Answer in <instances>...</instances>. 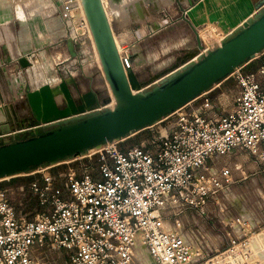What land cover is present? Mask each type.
Segmentation results:
<instances>
[{
    "label": "built area",
    "instance_id": "obj_1",
    "mask_svg": "<svg viewBox=\"0 0 264 264\" xmlns=\"http://www.w3.org/2000/svg\"><path fill=\"white\" fill-rule=\"evenodd\" d=\"M13 1L0 0V11ZM101 1L104 6L107 0ZM77 3L59 0L52 5L59 16L71 19ZM76 22L87 31L84 17L79 15ZM79 37L75 28L73 44ZM201 44L198 54L208 49L202 39ZM119 46L124 70H132L126 41ZM35 51L19 56L32 65ZM19 56L0 63L13 82L25 69ZM228 77L237 89L219 112L207 95L213 86L144 128L149 132L146 141L125 147L119 145L123 138L106 141L85 154L82 169L67 165L44 171L59 163L34 169L30 174L37 176L15 188L17 202L10 188L0 186V264H54L50 257L59 252L66 255V264H137L138 241L157 264H198L204 259L210 264H249L247 255L262 252L249 239L264 230V221L243 211L235 216L225 211L219 197L230 199L232 185L246 175L241 167L236 176L229 162H218L244 151L264 171V62L247 72L237 68ZM199 98L201 106L192 107ZM111 101L99 108L113 107ZM15 136L3 134L0 140ZM211 200L219 214L225 213L229 227L218 234L217 245L207 226L212 222Z\"/></svg>",
    "mask_w": 264,
    "mask_h": 264
},
{
    "label": "water",
    "instance_id": "obj_2",
    "mask_svg": "<svg viewBox=\"0 0 264 264\" xmlns=\"http://www.w3.org/2000/svg\"><path fill=\"white\" fill-rule=\"evenodd\" d=\"M80 1L115 104L99 108L104 100L101 102L92 88L75 97L71 86L78 89V85L70 73L57 84L45 83L35 89L27 84L25 101L31 118L25 122L29 125L23 126L26 129L22 131L13 129L19 122L9 116L6 105H0V135L36 132L0 142V179L71 159L106 141L120 140L143 130L264 52V0H259L253 15L218 45L199 54L191 53L182 64L143 86L133 70L125 71L122 66L102 1ZM182 19L187 20L184 13ZM195 33L198 49H202L200 35L196 30ZM68 48L71 56L76 57L72 40ZM18 63L21 68L31 64L24 55L18 57Z\"/></svg>",
    "mask_w": 264,
    "mask_h": 264
},
{
    "label": "rangeland",
    "instance_id": "obj_3",
    "mask_svg": "<svg viewBox=\"0 0 264 264\" xmlns=\"http://www.w3.org/2000/svg\"><path fill=\"white\" fill-rule=\"evenodd\" d=\"M54 1L59 5V0H53V2ZM14 2L18 3L23 8V29L31 27L32 34H29V32L25 34L27 36L32 35L34 41L26 49L19 47V42L16 40V35L22 25V23L19 22H16V27L13 28L16 30L15 33L7 35L6 38L8 37L7 39H10L11 44L15 46V49L19 54L31 50H36L35 52L38 53V57L36 59L33 58V65H30L28 70H25L26 68L23 69L21 74L18 75L16 80L20 84L29 83L30 85H36L33 81L39 80V84L41 85L45 83L53 85L57 84L61 78H67L70 73L75 78L78 85V89L71 86L75 97H78V92L81 93L92 88L97 92L101 102H103V100V103H109L111 100L115 101L114 95L104 77L98 52L89 26L86 23V31V29L79 28L77 25L76 21L78 20L79 15L85 18V13L80 0H78L77 3L78 10L76 11L75 16L71 19L67 16H59L55 13V9L52 5L53 2L51 0H16ZM190 2L191 0H107L104 5H106V9L108 10L107 16L111 26L116 29V36L115 34L114 36L119 46L121 40L126 41L128 37L132 38L133 35L142 36L148 28L161 26L165 19L166 21H169L178 18L180 16V9H184ZM10 5L11 3L8 2L4 7L2 6L1 9L3 13L1 12L0 19L1 15L10 14ZM75 28L80 37L78 42L73 44L77 57L72 60L68 46ZM199 29L204 30L205 38H203V41L208 46V49L218 45L220 42L219 39L225 34V31L216 27L212 23H208L207 27L204 26ZM133 31H136V33ZM163 59L164 58H160L159 60L154 61L155 63H148V70L152 72V67H157L159 62ZM186 59L187 54L184 52L180 60ZM42 61H44L45 65L49 68V76L51 79L46 77L44 81L41 80L39 75V64ZM262 62H264V52L259 55L257 54L255 58L242 68V71L247 72L255 69L257 65ZM49 79L51 81H49ZM236 89L237 85L232 77H228L214 85V87L207 93L209 101L215 107L214 110H217V112L221 111L222 103L231 98V94ZM60 103H64L63 98H61ZM202 103L203 99L199 98L192 102L191 106L199 107ZM148 138L149 132L144 129L130 133L123 138L124 140L120 142L119 145L125 147L146 141ZM8 141L9 140H6L5 142ZM87 153L91 152L86 151L84 154H79L76 160L68 163H55L57 165L50 166L44 171L63 170L67 165L82 169L85 165L84 163L87 162V157L85 156ZM223 160L232 165L234 175H239L240 167L245 171L244 173L246 175L245 178L242 177L241 181H237L231 187L230 196L233 199L232 204L229 202L231 198L228 199V197L225 198L222 195L219 197L221 205H226L225 211L228 209V214L231 216L241 214L243 211L252 219L264 221V171H261L260 167L254 163L250 155L244 151H235L228 157L220 160L218 164L221 165ZM93 164H95V162ZM42 167L44 166L37 167L36 169H41ZM33 170L34 169H31L16 174L14 177L0 179V186L11 189V196L14 202H17L19 198L16 194L15 188L21 183L28 182L37 176V174H30ZM209 209L211 210L209 213L211 217L210 221L212 220V222L207 225L210 239L212 240L210 241L217 245V243H219L218 234L225 228L228 229L229 227L225 224V213L219 214L217 206L212 200L209 202ZM219 247L222 246L219 245ZM143 251L151 264H157L153 262L144 245ZM50 259L56 262L54 264H66L67 257L64 253L59 252L57 254H52ZM245 259L249 264H264L263 258L260 257L257 252L252 255H247ZM137 264H142L138 256ZM198 264L210 263H206L204 259Z\"/></svg>",
    "mask_w": 264,
    "mask_h": 264
},
{
    "label": "crops",
    "instance_id": "obj_4",
    "mask_svg": "<svg viewBox=\"0 0 264 264\" xmlns=\"http://www.w3.org/2000/svg\"><path fill=\"white\" fill-rule=\"evenodd\" d=\"M258 1L191 0L184 9H180V16L178 18L169 21L165 19L161 26L148 28L142 36H135L132 33V38L128 37L126 43L133 62L132 70L135 72L138 80L143 86L151 84L156 80V77L165 74L177 65L182 64L183 61L189 59L191 53H197L198 45L195 30L200 34L202 40L204 33L203 29H199L200 27H207L208 23H212L225 31L224 35H227L253 15L255 4ZM184 12L187 20L182 19V13ZM3 15H1L0 19V63H7L12 57L19 56L10 39L6 38L7 35L15 33L16 30L13 28L16 27V22L18 21L12 16L11 11L5 17H2ZM23 28L22 23L16 35V40L19 42V47L26 49L34 41V38L32 35L27 36L25 34L27 32L32 34L31 27L28 29ZM112 30L115 34L116 29L113 26ZM133 32L136 33V31ZM184 52L187 54V59L180 60ZM76 57H72V60ZM160 58L164 59L159 62L158 66L156 65L157 67H152V72L149 71L148 63H155L154 61ZM25 70H28V68ZM33 82L36 85L27 83L32 89L41 85L39 84V80ZM27 84L11 81L7 69L0 67V105H6L9 116L11 118L13 116L17 123L19 122L13 129L29 125L25 121L29 120L31 115L25 101V93L22 90L23 85L26 86Z\"/></svg>",
    "mask_w": 264,
    "mask_h": 264
},
{
    "label": "bare ground",
    "instance_id": "obj_5",
    "mask_svg": "<svg viewBox=\"0 0 264 264\" xmlns=\"http://www.w3.org/2000/svg\"><path fill=\"white\" fill-rule=\"evenodd\" d=\"M4 6V5H3ZM11 13L12 16L19 22V23H24V12H23V8L18 4L15 3L14 1L11 2ZM104 9L105 12L107 14V9H106V5H104ZM109 15V14H108ZM11 20V19H10ZM202 32V31H201ZM200 32V33H201ZM207 34V33H206ZM200 35V34H199ZM204 36V33H203ZM205 38V36L203 37ZM19 40V39H18ZM115 42L117 45V49L119 48L118 43L116 41L115 38ZM120 49V48H119ZM99 57V56H98ZM46 61V60H45ZM39 75L41 77V80L44 81V79H46V77L50 78L49 76V68L45 65L44 61L40 62L39 64ZM51 79V78H50ZM49 79V81H51ZM52 83V82H51ZM114 100L111 101V103H113ZM110 105V104H109ZM99 147H94L92 149L89 150V152H94L96 149H98ZM6 178V177H5ZM2 179V178H1ZM232 198V197H231ZM167 225V224H166ZM249 242L251 244V246H257V247H261V251L262 252H257L260 257L263 258L264 261V231H258L257 233H255L250 239ZM143 243L141 241H138V243L136 244V254L140 260V262L142 264H151L150 261L148 260V257L146 255H144V251H143Z\"/></svg>",
    "mask_w": 264,
    "mask_h": 264
},
{
    "label": "flooded vegetation",
    "instance_id": "obj_6",
    "mask_svg": "<svg viewBox=\"0 0 264 264\" xmlns=\"http://www.w3.org/2000/svg\"><path fill=\"white\" fill-rule=\"evenodd\" d=\"M35 132H36V130L29 131V132H26V133H23V134H19V135L16 136V138H20V137H24V136H29L30 134H33V133H35ZM12 138H14V137L5 138V139H2V140H0V141L11 140Z\"/></svg>",
    "mask_w": 264,
    "mask_h": 264
},
{
    "label": "trees",
    "instance_id": "obj_7",
    "mask_svg": "<svg viewBox=\"0 0 264 264\" xmlns=\"http://www.w3.org/2000/svg\"><path fill=\"white\" fill-rule=\"evenodd\" d=\"M23 183H26V182H23Z\"/></svg>",
    "mask_w": 264,
    "mask_h": 264
}]
</instances>
